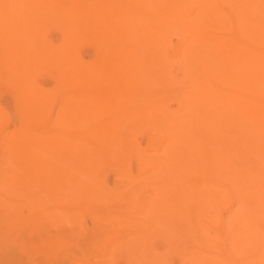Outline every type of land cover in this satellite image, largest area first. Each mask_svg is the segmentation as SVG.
Masks as SVG:
<instances>
[{
	"label": "bare ground",
	"instance_id": "obj_1",
	"mask_svg": "<svg viewBox=\"0 0 264 264\" xmlns=\"http://www.w3.org/2000/svg\"><path fill=\"white\" fill-rule=\"evenodd\" d=\"M24 263L264 264V0H0Z\"/></svg>",
	"mask_w": 264,
	"mask_h": 264
},
{
	"label": "rangeland",
	"instance_id": "obj_2",
	"mask_svg": "<svg viewBox=\"0 0 264 264\" xmlns=\"http://www.w3.org/2000/svg\"><path fill=\"white\" fill-rule=\"evenodd\" d=\"M54 232V230H50V233L53 235V234H55V232ZM26 263H28V262H26ZM25 264V263H24Z\"/></svg>",
	"mask_w": 264,
	"mask_h": 264
}]
</instances>
